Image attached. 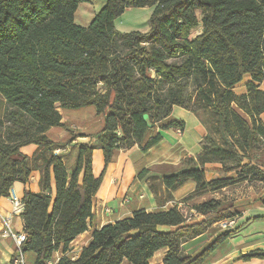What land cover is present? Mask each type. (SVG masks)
Returning a JSON list of instances; mask_svg holds the SVG:
<instances>
[{
  "label": "trees",
  "instance_id": "trees-1",
  "mask_svg": "<svg viewBox=\"0 0 264 264\" xmlns=\"http://www.w3.org/2000/svg\"><path fill=\"white\" fill-rule=\"evenodd\" d=\"M85 1L0 0V94L13 107L8 119L15 134L5 139L0 132V198L10 196L16 181L28 186L32 173H40V191L26 188L22 197L23 250L35 252L34 264H149L163 248V264H206L233 231L194 254L184 253L181 245L183 238H195L237 214L234 205L217 198L197 206L202 222L187 224L178 206L138 209L95 229L76 258L54 255L69 250L88 230L93 198L116 150L136 144L147 150L159 142L158 128L185 129V121L172 116L174 106L193 111L185 98V78L195 77L196 99L216 116L227 146L207 136L200 160L187 157L183 168L163 176V183L175 190L192 180L199 192L246 180L264 182L257 145L264 142V0H101L102 8L82 26L75 15ZM145 6L154 7L147 31L116 29L127 8ZM159 78L172 85L165 97L157 91ZM243 82L246 93L237 94L234 87ZM57 105L93 107L103 119L94 140L78 146L72 169L62 149L88 135L70 132L63 140L51 139L47 131L65 125ZM163 105L165 121L158 127L154 121ZM28 144L37 146L31 156L21 151ZM96 147L104 156L98 177ZM210 163L221 165L207 168ZM208 171L217 177L208 180ZM251 258H264V252L242 257Z\"/></svg>",
  "mask_w": 264,
  "mask_h": 264
},
{
  "label": "rangeland",
  "instance_id": "rangeland-1",
  "mask_svg": "<svg viewBox=\"0 0 264 264\" xmlns=\"http://www.w3.org/2000/svg\"><path fill=\"white\" fill-rule=\"evenodd\" d=\"M102 5L103 3L101 0H91L90 2L80 3L75 17L76 23L82 26H88L93 16L102 8ZM151 12L152 10L150 9L147 10L139 9V8L126 9V11L116 19L115 21L116 29L121 33H125V32H130L133 29H137L136 27L144 24L147 21L148 22L146 24H149V19L152 15ZM169 61L178 62L181 61V58H169ZM182 81L186 82V89H185L186 101H188L189 105L192 106V109L195 112L187 111L185 108L181 106H176L174 110V115L178 119H183L185 121L187 127L185 128L186 129L185 136L189 137L191 139V142L193 141L194 143L191 152L193 154L197 153L198 151L201 152L202 144L205 145L209 143V141L206 140L207 136L209 135H211L217 143L226 147L227 145L224 143L223 139L219 135V130L216 123L217 118H215V121H213L212 117H214L215 115L212 112H210V110L209 112H206V107L201 106L196 99L197 85H196L195 77L191 76L183 79ZM156 85H157L158 93L161 94L163 97L167 96L168 89L170 86H172L163 78H159ZM262 87H264V81L260 84V89H262ZM57 109L61 113L62 120L65 122V125L54 126V128L51 127L50 128L51 130L49 129L50 131L49 130L47 131V135L51 139L52 138L60 139L61 138L60 134L63 133H65L64 135L65 137L68 134L69 130H71L73 133H80L91 136L92 138H95V136L98 134L103 119L100 117L95 118V110L93 107H86L80 109H62L57 105ZM11 110H13V107L10 104H8L0 94V122H1L0 132H1V137L5 139L8 138L13 139L15 137V134H13L12 130L10 129V126L12 124L9 122L8 119ZM164 113H165V105H163L158 109V114L154 121V123L158 127H161L162 123L165 121V118L163 117ZM97 119H99V121H97ZM210 122L212 123V125ZM158 130H161V128H158ZM28 145L23 146V148L27 147ZM257 145L259 147V150H261L260 155L262 156V159H264V142L260 141ZM160 149L161 148L158 147L157 150L155 151H159ZM25 150H27V148ZM63 153L65 155V160L67 161V163H69L68 164L69 168L72 169L71 164L75 162V159L77 157L76 148H74V146L73 147L70 146V148L68 149L66 148V152ZM199 153L193 157H198L200 160L201 156H199ZM101 155H102L101 148L96 147V149L94 150V169L95 171L98 172L102 169L100 175L104 171V167L101 166L102 162L99 161V159H101ZM186 163H187V158L181 160L180 164H178L177 166H172V169L175 167L177 170H179L183 168V166ZM194 191L195 189H193L192 191L189 185L185 186L183 189L180 190V197H178V199L180 198V200L176 201V203L171 204L172 206L179 207V209L186 218L187 224L202 222L204 220V216L197 212V206L203 201L208 200L210 198H218L221 201H223L225 204L234 205L237 214L234 215L233 217L224 218L222 220L234 218L236 222L234 225L227 228H223L219 223H212L211 225L208 226L207 230L203 234H200L195 238H183L181 246L184 253L194 254L200 251L204 247L209 246L217 237H219L221 234L227 231H233L232 234H234L237 231L238 232L236 235H234V237L228 239L221 246H219V251L215 254V257L218 256L219 252L224 253L229 248H232V250L238 248L237 246L248 240L254 238H258L260 240L263 239L264 219L262 218L255 219L252 215L248 218V219L251 218L252 219L249 220L248 221L249 224H247L244 218H243L244 221H242L243 219H241V215H243L244 210H246L247 208H251L253 206H260L261 208L259 211L264 213V207H263L264 182L246 180L244 182L230 183L228 186H225L217 190L206 189L199 192H194ZM253 213H257V212H253ZM76 246H77V250L69 249L66 252H64L63 249H60L58 252L55 253L54 259H59L62 253L64 255L71 257L74 256L75 254L78 256L79 253L81 252L82 242L81 243L79 242L78 244H76ZM12 249L14 250V252L13 254L10 255L9 259H8L9 256L8 251L6 250L5 253H3V263L1 264H13L14 259L12 258L14 255L16 256L17 247H15V245H12ZM31 254L33 253L31 252L26 254V264H33L29 256ZM163 258L164 256L162 255V252L161 253L159 252L156 254L154 258L151 259L149 264H163ZM243 263L247 264V262H243ZM123 264H130V263L124 261Z\"/></svg>",
  "mask_w": 264,
  "mask_h": 264
},
{
  "label": "crops",
  "instance_id": "crops-1",
  "mask_svg": "<svg viewBox=\"0 0 264 264\" xmlns=\"http://www.w3.org/2000/svg\"><path fill=\"white\" fill-rule=\"evenodd\" d=\"M90 1L91 0H87L85 2ZM130 8L133 7H129L127 9ZM139 9H150L152 10V14L154 7L145 6L140 7ZM147 22L136 27L137 29H133L132 31H147L149 29V24H146ZM248 80L249 79L246 78L245 82H247ZM245 82L240 83L234 87V91L237 94L246 93ZM262 89L264 90V87H262ZM175 107L176 106L173 107L172 111V116L174 117ZM186 110L191 111L188 109ZM206 112L208 111L206 110ZM95 118H97L96 115ZM97 121H99V119H97ZM213 121H215V119ZM62 122L64 121L62 120ZM102 125L103 121L101 122L100 129L102 128ZM185 128L187 127L185 126ZM185 131L186 129H184L182 134L179 135L176 130L173 129L158 130V133H160L161 138L155 146L144 150L141 145L136 144L129 149H119L114 152L112 161L108 165L106 172L103 176L102 183L93 198L92 215L90 218L89 228L84 233L76 237V239L73 241L74 243L72 242L70 245V250H77L76 244H78L79 242H82V248L85 247L91 239L92 232L95 229L101 228L108 222H115L119 219L131 216L132 213L138 209H145L147 211H156L159 209L166 210L168 208L173 207L171 205L172 203H176V201L180 200V198L178 199V197H180V190L183 189L185 186L189 185L192 191L196 188V183L192 180H188L175 190H170L167 188V186L163 183L162 180L163 176L178 171L175 167L172 169V166H177L178 164H180L181 160H184L189 156H195L200 152L198 151L195 154L191 152L194 143L193 141L191 142V139L189 137L185 136ZM70 132L72 131L69 130L68 134L65 137V133L60 134V139H52L55 141L63 140L70 134ZM92 140H94V138H92L91 136H79L75 140H73L71 144L67 145L66 148L68 149L70 148V146H74V148L78 150V146L80 144L88 143ZM158 147H160L161 149L159 151H155ZM26 148L27 150H25ZM66 148L62 149L63 152H66ZM36 150L37 146L34 144L21 148V151L28 154L29 156L33 155ZM99 161L102 162L101 166L104 167L103 152ZM220 165L221 164L219 163H210L206 164L205 166L207 168H212L219 167ZM101 170L98 172L94 169L93 152L94 175L96 177L100 176ZM206 177L208 180H211L213 178H216L217 176L214 175L212 172L208 171L206 173ZM39 179V171H34L30 177L28 186H26L20 181H16L13 185V188L16 193L22 198L26 188H29L31 191L34 192L40 191ZM260 208V206H253L251 208H247L243 211L241 219L244 218L246 220V223L249 224L248 221L252 219H248L250 216L253 215V217H256L264 215L263 212L259 211ZM12 210L13 208L10 198L1 197L0 215H12ZM244 219L242 221H244ZM12 225L16 231H24V223L22 216L13 215ZM1 229L2 222L0 219V264L3 263V253H5V251L7 250L9 253V259L10 255L14 252V250L12 249V245H15L16 247L15 242L11 238L9 239L8 237L2 235ZM237 232L229 236L225 241L234 237ZM219 246L218 248H216V250H214V252L211 253L209 259L206 261V264H244L243 262H247V264H264V258H251L248 261L242 259L244 255L252 254L255 252H264V236L262 240L254 238L240 244L239 246H237L238 248H235L233 250L232 248H229L224 253L219 252L218 256L215 257V254L219 251ZM31 252L33 254L29 256L31 262L34 264L35 252L28 251L25 253V257L26 254ZM159 252H162V255L164 256L166 253V248L160 249L158 252H156V254ZM156 254L152 258H154Z\"/></svg>",
  "mask_w": 264,
  "mask_h": 264
},
{
  "label": "built area",
  "instance_id": "built-area-1",
  "mask_svg": "<svg viewBox=\"0 0 264 264\" xmlns=\"http://www.w3.org/2000/svg\"><path fill=\"white\" fill-rule=\"evenodd\" d=\"M176 132L181 135L182 132L181 130H176ZM60 149L55 150V153H59ZM10 201L12 203V215H0V219L2 222V229L1 233L3 236L11 238L17 247L16 250V256L14 258L13 264H26V257L25 253L23 250V244L25 243L27 237L26 233L24 231H16L12 225V217L13 215H21L24 208H25V203L22 200V198L16 193L14 188L11 189L10 192ZM236 220L234 218L231 219H226V220H221L217 223H219L223 228L230 227L234 225ZM77 255L75 254L72 256V258H76ZM58 260V259H56ZM49 264H54V261H50Z\"/></svg>",
  "mask_w": 264,
  "mask_h": 264
},
{
  "label": "water",
  "instance_id": "water-1",
  "mask_svg": "<svg viewBox=\"0 0 264 264\" xmlns=\"http://www.w3.org/2000/svg\"><path fill=\"white\" fill-rule=\"evenodd\" d=\"M145 120L151 125L149 117L147 115H145Z\"/></svg>",
  "mask_w": 264,
  "mask_h": 264
}]
</instances>
